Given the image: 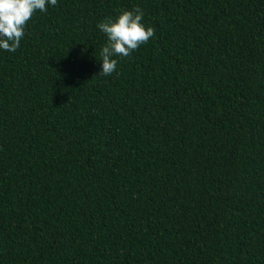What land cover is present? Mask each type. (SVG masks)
Masks as SVG:
<instances>
[{
	"label": "trees",
	"instance_id": "16d2710c",
	"mask_svg": "<svg viewBox=\"0 0 264 264\" xmlns=\"http://www.w3.org/2000/svg\"><path fill=\"white\" fill-rule=\"evenodd\" d=\"M148 43L101 75L97 25ZM0 264H264V0H57L0 49Z\"/></svg>",
	"mask_w": 264,
	"mask_h": 264
},
{
	"label": "clouds",
	"instance_id": "9594fccd",
	"mask_svg": "<svg viewBox=\"0 0 264 264\" xmlns=\"http://www.w3.org/2000/svg\"><path fill=\"white\" fill-rule=\"evenodd\" d=\"M57 0H0V49L15 52L25 34V27L37 10L46 12ZM107 37L99 53L101 75H112L118 64L114 57H127L155 35V29L143 23L140 7L120 9L115 17H107L97 25Z\"/></svg>",
	"mask_w": 264,
	"mask_h": 264
}]
</instances>
